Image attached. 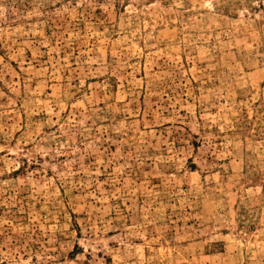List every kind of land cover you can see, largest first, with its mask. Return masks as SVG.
<instances>
[{
  "label": "rangeland",
  "instance_id": "rangeland-1",
  "mask_svg": "<svg viewBox=\"0 0 264 264\" xmlns=\"http://www.w3.org/2000/svg\"><path fill=\"white\" fill-rule=\"evenodd\" d=\"M0 264H264V0H0Z\"/></svg>",
  "mask_w": 264,
  "mask_h": 264
}]
</instances>
